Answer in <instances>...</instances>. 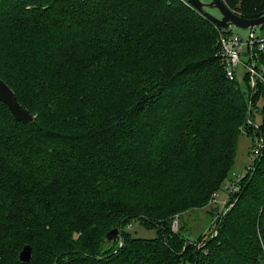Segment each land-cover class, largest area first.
<instances>
[{"label": "trees", "instance_id": "1", "mask_svg": "<svg viewBox=\"0 0 264 264\" xmlns=\"http://www.w3.org/2000/svg\"><path fill=\"white\" fill-rule=\"evenodd\" d=\"M218 30L188 0H0V78L33 116L0 100V264H264V80L226 77ZM242 132L263 148L196 248L169 225L232 179Z\"/></svg>", "mask_w": 264, "mask_h": 264}, {"label": "rangeland", "instance_id": "2", "mask_svg": "<svg viewBox=\"0 0 264 264\" xmlns=\"http://www.w3.org/2000/svg\"><path fill=\"white\" fill-rule=\"evenodd\" d=\"M203 2H209L210 0H202ZM206 10L216 17H221L220 11L215 7H206ZM227 31H231L233 34H238L243 40L248 38L250 35L249 27H237L230 26L227 28ZM255 35H264V29L259 28V26L254 27ZM217 45V39H216ZM242 62H240L236 67V75L237 80L239 81L240 86L242 87L244 84V75L246 72L245 62L247 58L245 56H241ZM255 120L257 123L260 122V116L256 115ZM254 139L251 135L246 132H242L238 136L235 156H234V165H233V175L231 176L233 180L235 176H243L249 170V167H252L254 164ZM228 179H225L221 185V189L215 191L217 195V199L220 201L217 204H213L211 199L205 205L201 207L191 208L185 212H183L178 218L177 215L174 216V219L170 223V229L174 233H179V235L190 241L188 244L192 245V243L196 244V248H200L202 244L198 237H202L205 239L208 235H215L216 233V222L218 220V215L222 211L221 201L225 198V189L224 186L228 184ZM126 229L132 233L133 236L144 237V238H152L157 235L156 228H148L146 225L140 223L139 221L133 219L126 224ZM106 239V238H105ZM107 240V239H106ZM103 241L101 251H108L117 248L121 245V239H117L112 242ZM177 249L179 254H183L186 249V243L182 242L177 245Z\"/></svg>", "mask_w": 264, "mask_h": 264}, {"label": "built area", "instance_id": "3", "mask_svg": "<svg viewBox=\"0 0 264 264\" xmlns=\"http://www.w3.org/2000/svg\"><path fill=\"white\" fill-rule=\"evenodd\" d=\"M217 48L219 62L229 80H237L236 67L242 62L241 56L247 58L245 75L249 78L250 84L253 86L255 79L264 80V35H255L254 30H252L249 37L243 40L238 34H233L231 31L228 32L226 29L219 27ZM237 82L239 83L238 80ZM261 148H263V142L260 139L256 141L253 148L255 158L260 153ZM251 168L249 167L247 170ZM242 177L241 175L235 176L233 180L224 186L225 198L221 201V207L234 198ZM217 195L216 192L212 195L211 201L213 204L220 202Z\"/></svg>", "mask_w": 264, "mask_h": 264}, {"label": "water", "instance_id": "4", "mask_svg": "<svg viewBox=\"0 0 264 264\" xmlns=\"http://www.w3.org/2000/svg\"><path fill=\"white\" fill-rule=\"evenodd\" d=\"M198 11H201L211 22L220 28L227 29L234 25L237 27H249L250 32L254 30L255 26L264 29V13L256 18H244L231 10L223 0H210L203 2L202 0H188ZM206 7H215L220 11L221 17H216L206 10ZM0 100L4 102L11 115L16 120L31 121L33 116L22 107L16 98L13 90L0 78ZM250 112V106H249ZM117 228H113L106 233V239L112 240L117 236ZM31 258V246L25 244L19 252L20 261L28 262Z\"/></svg>", "mask_w": 264, "mask_h": 264}]
</instances>
